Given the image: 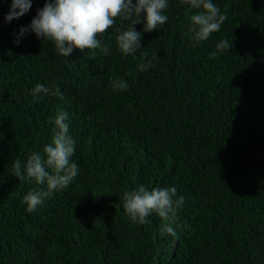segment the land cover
<instances>
[{
	"label": "trees",
	"instance_id": "obj_1",
	"mask_svg": "<svg viewBox=\"0 0 264 264\" xmlns=\"http://www.w3.org/2000/svg\"><path fill=\"white\" fill-rule=\"evenodd\" d=\"M51 2L31 0L6 21L12 0H0V264H264V0L223 1L226 20L199 42L188 33L196 11L175 3L164 24L141 33L140 49L116 60L123 68L105 70L95 69L115 54L74 48L65 57L54 41L21 35ZM119 18L105 42L129 27ZM225 39L231 48L210 56ZM112 70L126 89L102 87ZM37 83L50 93L34 97ZM55 86L63 98L51 94ZM221 93L217 111L227 117L219 118L212 102ZM60 111L75 141L70 162L91 144L102 174L61 207L48 200L29 213L24 196L38 184L19 181L12 164L44 155ZM141 185L184 197L168 222L175 235L155 212L143 224L126 213L124 192ZM41 219L53 228L27 234Z\"/></svg>",
	"mask_w": 264,
	"mask_h": 264
},
{
	"label": "clouds",
	"instance_id": "obj_2",
	"mask_svg": "<svg viewBox=\"0 0 264 264\" xmlns=\"http://www.w3.org/2000/svg\"><path fill=\"white\" fill-rule=\"evenodd\" d=\"M223 1L225 2V0H52L38 10L30 25L22 27L20 33L23 35L32 31L39 40L43 38L54 41L57 51L65 57L69 56L74 48L79 50L99 48L104 55L110 52L115 56L108 55L110 58L106 61L103 57L99 58L106 64L95 70H105L110 66L123 68L124 66L116 63V60L121 59L123 54H132L140 49L141 33L156 30L158 25L164 24L168 19L166 14L175 3L196 11V14L190 17L191 26L188 33L192 34L194 41L199 42L207 40L210 34L219 31L226 20V11L221 13L217 7L219 4L222 6ZM30 8L31 0H12L5 20L19 18ZM117 17L123 18H119L122 21L126 20L129 27L119 35L114 34L113 42H105V35L111 36L107 30L113 26ZM216 48L218 51L211 53L210 56H217L219 52L229 50L231 40H221ZM91 56L95 57L96 52H92ZM150 65L151 61L140 63L138 70L145 71ZM100 78L102 87L111 91L128 87L122 80L123 76L116 70ZM41 93L49 94L50 88L37 83L32 89V95L35 97ZM51 94L63 98L58 86L51 90ZM225 94L216 95L212 102V110L219 118L227 117L226 113L217 111L218 106L225 104L222 101ZM54 124L57 131L52 136L51 143L44 146V155L40 152L31 153L23 167L18 159L12 164V175L19 181H31L34 178L38 184L37 190L30 191L24 196L29 213L48 200L56 201L61 207L62 199H74L78 188L84 186V181L96 180L102 174L96 168V161L99 159L95 147L91 144H86L82 148L83 155L79 161L70 162V157L75 152V141L69 135L66 113L58 112ZM175 196L174 187L153 188L149 191L141 185L134 191L124 192L123 208L133 222L141 224L150 213H157L165 222L162 230L175 235L168 222L174 219L175 209L184 201L182 196L174 201ZM25 228L27 234L40 237L42 231H49L53 226L49 219H41L31 221ZM36 228L39 229V233H36ZM70 238L74 249L76 242L71 236ZM60 239L65 249L63 234ZM42 245L44 243L41 241ZM73 263H75L73 257H65L63 264Z\"/></svg>",
	"mask_w": 264,
	"mask_h": 264
}]
</instances>
